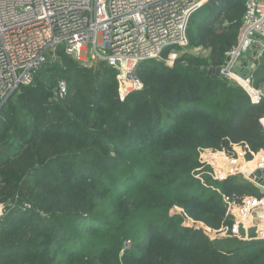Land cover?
Segmentation results:
<instances>
[{
    "label": "trees",
    "instance_id": "obj_1",
    "mask_svg": "<svg viewBox=\"0 0 264 264\" xmlns=\"http://www.w3.org/2000/svg\"><path fill=\"white\" fill-rule=\"evenodd\" d=\"M244 3L211 0L195 12L188 48L208 56L141 63L144 87L122 101L115 70L80 65L64 47L46 64L47 80L35 76L7 98L0 264H264V241L206 231L231 227L227 202L262 198L260 189L240 173L213 181L199 156L264 152V97L251 104L210 72L237 43ZM259 57L255 85L264 84ZM63 80L64 99L50 100Z\"/></svg>",
    "mask_w": 264,
    "mask_h": 264
},
{
    "label": "built area",
    "instance_id": "obj_2",
    "mask_svg": "<svg viewBox=\"0 0 264 264\" xmlns=\"http://www.w3.org/2000/svg\"><path fill=\"white\" fill-rule=\"evenodd\" d=\"M210 1L0 0V109L11 94L33 83L39 69L58 59L59 47L80 65L104 62L115 70L119 100H124L144 87L137 76L141 63L162 61L173 67L183 54L205 50L189 49L186 31L189 19ZM244 5L237 43L225 53L219 76L240 86L257 105L264 97V84L255 85L256 67L248 71L243 59L253 51L251 59L256 60L264 52V0H245ZM238 61L242 65L236 71ZM56 85L50 100H62L67 94L64 80ZM234 151V158L208 150L199 156L203 166L210 167L213 181L240 173L261 189L263 197L244 198L236 206L227 202L231 227L206 231L213 233L212 239L220 233L225 238L264 241V152L248 160L240 146ZM5 215L6 205L0 204V221ZM250 229L255 231L253 238Z\"/></svg>",
    "mask_w": 264,
    "mask_h": 264
},
{
    "label": "water",
    "instance_id": "obj_3",
    "mask_svg": "<svg viewBox=\"0 0 264 264\" xmlns=\"http://www.w3.org/2000/svg\"><path fill=\"white\" fill-rule=\"evenodd\" d=\"M261 56H264V52L260 54ZM248 65H246L248 67V71H251V69L255 66V62L254 61H250L247 63ZM242 65V61H238L236 63V67H235V70L237 71L238 68ZM252 67V68H251ZM219 71H220V68L219 67H215L213 69H210V72L214 73L215 75H219ZM249 73V72H248ZM243 75H246L247 74V71H243L242 72ZM36 76L41 79L42 81H45L47 80V67L44 66L42 67L41 69H39L37 72H36Z\"/></svg>",
    "mask_w": 264,
    "mask_h": 264
},
{
    "label": "crops",
    "instance_id": "obj_4",
    "mask_svg": "<svg viewBox=\"0 0 264 264\" xmlns=\"http://www.w3.org/2000/svg\"><path fill=\"white\" fill-rule=\"evenodd\" d=\"M253 52V51H252ZM252 52H250L249 55H247L244 59H243V64L246 66L248 65L247 63L250 62L251 60L255 62V67L257 66V64H259L261 62L260 57H258L256 60H253L251 59V55H252ZM261 56V55H259Z\"/></svg>",
    "mask_w": 264,
    "mask_h": 264
},
{
    "label": "rangeland",
    "instance_id": "obj_5",
    "mask_svg": "<svg viewBox=\"0 0 264 264\" xmlns=\"http://www.w3.org/2000/svg\"><path fill=\"white\" fill-rule=\"evenodd\" d=\"M206 53H208L207 50H202L201 52H199V51L194 52V54H195L196 56H199V57H204V55H205ZM186 54H187V53H186ZM194 54H193V55H194ZM213 157L216 158V156H213ZM198 171H199V170H198ZM198 171H196V173H197ZM209 173H211V172H209ZM209 173H208V175H209ZM197 174H200V173H197ZM200 175H201V174H200ZM196 177H198V176L196 175ZM260 190H261V189H260Z\"/></svg>",
    "mask_w": 264,
    "mask_h": 264
},
{
    "label": "bare ground",
    "instance_id": "obj_6",
    "mask_svg": "<svg viewBox=\"0 0 264 264\" xmlns=\"http://www.w3.org/2000/svg\"><path fill=\"white\" fill-rule=\"evenodd\" d=\"M197 57V56H196Z\"/></svg>",
    "mask_w": 264,
    "mask_h": 264
}]
</instances>
